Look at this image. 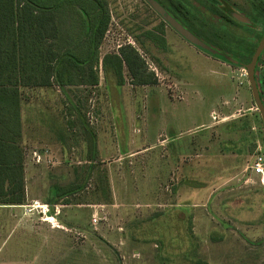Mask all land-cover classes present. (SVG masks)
<instances>
[{"label":"rangeland","instance_id":"1","mask_svg":"<svg viewBox=\"0 0 264 264\" xmlns=\"http://www.w3.org/2000/svg\"><path fill=\"white\" fill-rule=\"evenodd\" d=\"M106 1L110 23L94 68L98 85L23 95L32 98L27 121L49 123L56 140L40 139L38 130L23 140L25 202L13 217L0 210V264H264V187L246 171L251 137L262 144L264 132L244 77L264 18L240 0H224L240 11L234 16L211 0H183V17L153 0L224 60L191 45L147 0ZM160 26L165 50L149 42L146 52L138 49L134 34ZM124 45L139 50L155 86L105 78L102 58ZM151 146L150 158L134 155ZM69 186L82 189L50 203ZM162 210L180 219L172 232L192 237L182 255L142 248L134 256L109 240L139 231L135 217Z\"/></svg>","mask_w":264,"mask_h":264},{"label":"trees","instance_id":"2","mask_svg":"<svg viewBox=\"0 0 264 264\" xmlns=\"http://www.w3.org/2000/svg\"><path fill=\"white\" fill-rule=\"evenodd\" d=\"M165 1L168 6L163 4L164 7L184 16L183 0ZM256 12L264 18L263 9L257 8ZM109 23L106 0H0V206H21L25 202L20 90L74 85L96 87L99 80L94 68ZM155 31L134 34L138 49L146 52L145 42H149L165 50L162 26ZM263 35L264 32L257 37L258 42ZM138 49L124 45L116 54L103 57L101 67L105 78L118 86L124 76L136 87L155 86L157 76L148 69ZM260 59L261 56L258 63ZM255 79L264 103V70ZM251 138L252 152L255 138ZM81 189L82 186L59 188L50 203Z\"/></svg>","mask_w":264,"mask_h":264},{"label":"crops","instance_id":"3","mask_svg":"<svg viewBox=\"0 0 264 264\" xmlns=\"http://www.w3.org/2000/svg\"><path fill=\"white\" fill-rule=\"evenodd\" d=\"M56 88L59 90H63V88H58L56 86L52 87H33V88H23L20 90L22 94V99L20 102V109H21V147L23 148V140L25 138H30L32 136V133L38 130V135H40V139L43 138L44 136L47 138L50 136H53L54 139L56 140V135L53 134L52 130L49 128V123H40L38 122V125L33 124L32 121H27L26 116H25V108L29 109L32 107V98L28 99H23V95H28V94H48L49 90ZM65 88V87H64ZM55 93V92H54ZM57 124L54 123V127H56ZM40 131V134H39ZM36 134V133H35ZM50 138V137H49ZM34 138H32L33 140ZM25 141V140H24ZM154 147L151 146L150 148H147V150H144L142 152H135L134 155H141V153H147V158L151 157L148 155L150 151H153ZM25 157V156H24ZM24 167H25V159H24ZM47 205L48 204H43L41 206ZM160 206H156L158 208ZM22 209L23 206H0V210H7L11 211V216L12 213L16 209ZM169 210H162V212H158L159 214H153L152 216L148 218H139L135 217V220L137 222V226L140 225L139 231L137 232H130V233H118L117 235L111 236L112 238H109V240H113L117 243L118 245V251L122 252H132L134 256H139L140 255V249L145 248L148 252L151 254L153 253H158L166 256H180L182 253L186 251V249L192 245L188 242L192 241L191 235L188 236L186 233L183 232H172V227L173 225H179L180 224V219H173L170 216L167 215L169 213ZM156 213V212H155ZM47 213L46 218H48ZM13 217V216H12ZM52 218L53 217H49ZM135 222V223H136ZM147 225L149 228H144V226ZM138 227H136L137 229ZM175 230V228H173ZM153 230V231H150ZM104 239L107 240V237L104 236ZM134 242V244H130L128 242ZM145 242V243H144ZM149 243V244H148ZM116 245V244H115ZM125 254V253H124ZM125 258H123L124 261Z\"/></svg>","mask_w":264,"mask_h":264},{"label":"water","instance_id":"4","mask_svg":"<svg viewBox=\"0 0 264 264\" xmlns=\"http://www.w3.org/2000/svg\"><path fill=\"white\" fill-rule=\"evenodd\" d=\"M151 6L158 12L160 13L163 18L166 20V22L172 26L179 34L182 35V37L188 41L191 45H193L195 48L200 50L201 52H204L208 55L221 58V59H227L225 56L220 55L216 51L206 47L201 41H199L196 37H194L192 34H190L188 31L183 29L181 26L177 25L172 19L167 18L163 15V11L161 8L156 5V3L153 0H147ZM264 50V35L258 42L257 47L255 48L253 55L251 56L250 61L244 66L245 72H246V77H247V82L251 90V95L253 99L254 106L256 110L258 111L261 119V123L263 126V132H264V103L262 102L260 98V94L258 91V86L257 82L255 79V73H256V66L258 64V59L261 56L262 52Z\"/></svg>","mask_w":264,"mask_h":264},{"label":"built area","instance_id":"5","mask_svg":"<svg viewBox=\"0 0 264 264\" xmlns=\"http://www.w3.org/2000/svg\"><path fill=\"white\" fill-rule=\"evenodd\" d=\"M264 56V55H263ZM261 57L260 63L262 64L261 67L264 68V57ZM259 63V64H260ZM260 68L259 65L257 64L256 69ZM244 77H246V72L244 74ZM33 160L39 164L41 157L38 154H34ZM247 169L250 170L251 174L259 179L260 184L264 187V146L263 144L256 142L255 143V150H254V155L250 163L248 164ZM41 209L43 208L44 211H42L43 215H47L49 212L48 206H40ZM96 220L93 219V223H95Z\"/></svg>","mask_w":264,"mask_h":264},{"label":"flooded vegetation","instance_id":"6","mask_svg":"<svg viewBox=\"0 0 264 264\" xmlns=\"http://www.w3.org/2000/svg\"><path fill=\"white\" fill-rule=\"evenodd\" d=\"M210 3H212L213 5L219 6L220 8L223 9L224 12H228L232 16H234L236 14V12H240V11H237L236 9H234L233 6H228L229 4L225 3L224 0H211ZM240 3L243 4V5L248 6L250 8V10L256 11L257 8L264 10V0H240ZM219 17H220V19H223V24L224 25L227 26V25L230 24V21H228L224 16H219ZM244 21H245V19H244ZM263 55L261 54V57Z\"/></svg>","mask_w":264,"mask_h":264}]
</instances>
